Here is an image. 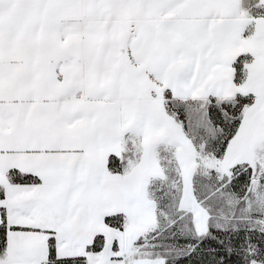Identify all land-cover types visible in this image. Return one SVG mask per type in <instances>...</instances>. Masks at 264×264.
Wrapping results in <instances>:
<instances>
[{
    "label": "snow or ice",
    "instance_id": "obj_1",
    "mask_svg": "<svg viewBox=\"0 0 264 264\" xmlns=\"http://www.w3.org/2000/svg\"><path fill=\"white\" fill-rule=\"evenodd\" d=\"M0 264H264V0H0Z\"/></svg>",
    "mask_w": 264,
    "mask_h": 264
}]
</instances>
